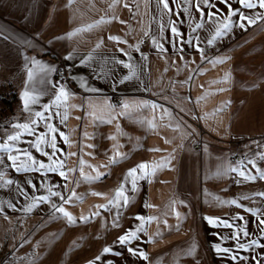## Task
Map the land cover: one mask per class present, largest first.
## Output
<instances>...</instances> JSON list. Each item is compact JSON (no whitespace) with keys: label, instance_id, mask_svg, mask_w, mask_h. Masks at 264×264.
Instances as JSON below:
<instances>
[{"label":"crops","instance_id":"obj_1","mask_svg":"<svg viewBox=\"0 0 264 264\" xmlns=\"http://www.w3.org/2000/svg\"><path fill=\"white\" fill-rule=\"evenodd\" d=\"M125 2L131 11L124 7ZM215 2L217 8L227 15L228 8L220 4L219 0ZM112 3L113 0H0V88L11 92L15 99L12 105L13 118L9 126L2 128L0 141L14 131L11 124L27 122L30 118L21 99L26 87L29 91L34 90L40 94L38 103L31 105L33 111H42L41 106L54 98L56 89L53 84L63 85L74 93L68 103L78 106L69 110L66 122L61 123L58 117L52 121L59 131L68 134L71 141L69 147L57 134V147L64 152L78 153L66 160V168L76 169L70 173V177L81 182L78 186L69 183L68 188L75 187L76 193L83 197L82 200L74 198L71 204L63 205L77 219L74 226L69 227L66 219L60 213H55V223L61 224L54 226L60 230L57 233L68 234L77 230L79 237L83 238L96 234L98 240L95 247H99L98 255H101L104 247H110L112 252L101 255L102 259L106 261L107 256L116 257L121 262L130 259L126 264H150L154 254L171 247L178 248L194 233H201L208 241V249L213 251V245L221 243L215 234L228 236L235 228L214 227L209 225L205 217L246 226L250 234L257 233L252 239H259V220L244 209L257 210L262 213L260 218L264 219V199L257 195L264 193V180L257 178L254 183L243 182L236 173L223 170L243 161L245 170L255 174V169L247 163L249 159L264 169V161L259 159L260 154H264V30H261L264 29V21L249 26L247 31L234 28L227 37L212 46L207 44L212 25L205 24L204 28L199 29L200 47L204 49L208 59L230 58L223 64L213 66L208 60L201 62L200 53L187 43L183 46L185 59L181 61L169 43V28L164 32L167 39L161 41L167 53L157 51L151 42V37L159 39L160 36L161 16L157 11L156 0H120L114 8L109 9ZM169 3L175 12L176 5L171 0ZM229 3L235 9L240 8L237 0H229ZM211 10L216 11L215 8ZM207 11L205 9V13ZM241 11L252 14L264 10ZM190 12L196 21L200 19L194 8ZM180 16L183 23L175 15L171 18L187 40L191 31L188 18L183 12ZM102 18L111 22L100 23L90 30L76 31L85 29L88 25H96ZM232 19L235 21L238 17L234 16ZM167 21L168 16L165 15V25ZM192 26L194 27V23ZM145 32L150 35L145 36ZM69 33L76 34L66 38ZM109 36L119 37L127 43L109 40ZM97 44L100 47L97 48ZM137 45L139 51L135 50ZM118 49H123L129 55H123ZM142 53L147 56V60L142 59ZM68 56L71 58L65 59ZM33 59L38 62L35 67ZM116 59L133 65L136 70V75L122 84L119 80L129 74V69L123 63H115ZM58 63H62L66 69L65 79L56 80L53 71L45 72L40 69V65L54 68ZM29 69L33 71L31 81L27 77ZM225 74L230 77L227 83L213 84L210 87V82L221 80ZM82 81L98 91H88L81 86ZM220 88L226 90L219 91ZM205 96V99H200ZM114 97L117 102H114ZM125 102H145L147 106L131 109L127 115L117 116L111 123L106 122V113L109 111L107 105L120 111V106ZM152 104L157 105V108L153 109ZM221 107L222 111H216ZM164 110L170 116L165 115ZM214 112V116L207 115ZM148 122H152L154 128ZM39 131L43 132L45 129L41 126ZM113 136L115 139L110 138ZM32 139L31 136H24L18 146L29 148L26 141ZM165 139L170 143H165ZM89 145L94 147H88ZM116 146H119L118 149ZM117 150L126 156L112 163L109 158ZM30 151L37 160L47 163L46 158L35 149ZM47 151L50 152L51 149ZM240 156H244V159L241 160ZM165 157L171 159L170 165L156 171L150 178L151 182L139 179L137 190L127 193L131 202L126 208L119 209V227H113L117 209L110 207L104 210L96 206L108 203L105 197L114 195V190L129 169L142 162L151 164ZM4 159L5 164L0 165V170L4 171L5 179H12L14 184L7 185L9 188H5L1 197L3 214L0 217L8 219H4L3 227L0 224V235L3 237L10 232V224L14 226L17 223L19 233H23L29 224L36 222L32 221L35 214L50 208L49 204L41 203L30 213L21 211L29 202L18 193L17 185L26 187L27 181L31 180L36 187H41L43 182L54 186V191L62 192L66 197L70 194L64 191L62 186L66 182L58 174L17 173L8 166L7 158ZM79 159H83L86 165L97 168L102 174L101 178L83 181L79 173ZM84 171L91 176L96 175L91 168L85 167ZM130 187V184L126 185V188ZM93 192L103 193L104 196L91 195ZM41 195H48L45 188L31 193L30 198ZM212 196L219 197L222 201L236 199L242 207L220 205ZM52 200L60 203L58 197H52ZM172 201H176L174 210ZM5 202L13 204L17 210L9 209ZM146 204L152 207H145ZM96 211L100 215L90 222H79L82 215L91 216ZM176 213L180 214L181 219H177ZM137 214L160 219L159 222L147 224L146 234L138 233L140 239L132 241L130 245H120L117 238L129 229L135 230L141 223L134 218ZM237 215L242 216L243 220H235ZM165 220L166 225L163 223ZM7 223L9 226H6ZM42 227L43 222L33 233L36 235L39 233L37 230ZM157 232L161 235H155ZM149 237L153 238L152 242L146 243ZM33 240L29 235L20 243L23 247ZM231 241L233 240H228L227 243L230 244ZM260 243L264 244V240ZM87 244H90L89 240ZM224 244L226 243L223 242L221 246L226 247ZM128 247L143 250L148 260L133 257L127 251ZM115 252L122 253V256L112 254ZM69 253L74 257L75 253L67 247L66 252L62 251L61 257L58 255L56 264H69ZM99 263L101 264V259Z\"/></svg>","mask_w":264,"mask_h":264},{"label":"snow or ice","instance_id":"obj_2","mask_svg":"<svg viewBox=\"0 0 264 264\" xmlns=\"http://www.w3.org/2000/svg\"><path fill=\"white\" fill-rule=\"evenodd\" d=\"M71 2V0H70ZM120 0H113V3L109 5V9H112L118 4ZM237 2L240 5L239 9H235L232 7V5L229 3V0H219L220 4H224L228 8V13L225 15L222 9L217 8L215 0H171V3L176 5V11L174 12L173 9L170 7L169 0H156L157 4V11L159 12L161 16L160 21V36L159 39L156 37H151L152 45L157 49L158 52L167 53V49L164 48L161 41L167 39L164 36V32L166 28L170 29L171 32V39L169 40V43L172 44L173 51L177 55L180 56L181 61H183L185 58L183 56L184 51V44H190L193 47H195L196 51L200 53L201 56V62L204 60H208L210 64L213 66L217 64H223L226 62L227 59H230L229 57L224 58H212L208 59V57L204 54V49L200 47L201 44V38L198 35V30L204 28L205 24L212 25L211 29H209V36L210 38L207 39V44L209 46L214 45L217 41L223 40L225 37H227L234 28H239L244 31H247V28L252 25H256L260 21H264V11H257L252 14H246L241 9H260L264 10V0H237ZM162 5V7H161ZM187 5V6H185ZM124 7L129 8V11H131L130 6L125 2ZM194 8L195 12L199 13L200 19L198 21L195 20V17L190 12V9ZM215 8L216 11L213 12L211 9ZM205 9H208L207 13H205ZM183 12L185 16L188 18L189 27H190V33L189 38L185 40V34L181 33L179 31V28L177 26V23L172 20V16L175 15L180 23H183L184 20L180 16V13ZM167 15L168 21L167 25L163 22V17ZM238 17L237 20H233L232 17ZM110 23L111 20L105 21L103 18L97 22L96 25H88L85 29H77L76 31H86L90 30L92 27L98 26L100 23ZM120 23H125L124 21H120ZM194 23V27L192 26ZM264 30V29H261ZM76 33H69L67 34L66 38H71L72 35ZM196 34V35H192ZM145 36H149V32L144 33ZM64 38V37H62ZM109 40L115 41L117 43H127L126 41L121 40L119 37L116 36H109ZM194 42V43H193ZM102 43V42H101ZM97 48L100 47V44H97ZM123 55L128 56L129 54L125 52L123 49H118ZM136 51H139L138 45L136 46ZM142 59L147 60V56H145L143 53L141 54ZM71 57H65V59H70ZM164 58V57H161ZM87 61H82V63H86ZM115 63L121 64L123 63L124 67L129 69V74L123 76L119 83H124L130 79H132L136 75L135 67L129 63H124L123 61L116 59ZM172 63H175V60L172 61ZM194 63V61H193ZM33 67H35L38 62L33 59L32 60ZM41 71L45 72H52L55 71L54 68H50L45 65H40ZM179 71V69H178ZM196 71H200L199 69H196ZM201 74H203L201 72ZM28 80L31 81L33 78V71L31 69L27 72ZM229 74H225V76L218 81H212L210 82V87L213 84H224L229 81ZM191 77H189V80ZM53 88L56 89V92L54 93V98L50 101V103L42 105V111L36 110L33 111L31 105L38 103L40 99V94L36 93L34 90L29 91L26 87V90L22 93L21 99L23 100V107L26 112L29 113V120L27 122H16L10 125L12 129H14L13 132L9 133L5 139L0 141V165L5 164V157L7 158L8 166L11 167L14 171L17 173L20 172H40L41 175H46L47 173H55L58 174L63 180H65V184L62 186L65 192L70 193L67 195V197L62 193L58 191H54V186H49L46 183H41V187L45 188L48 195H41V196H33L31 198V201L29 204H27L21 211H24L25 213L32 212L35 208H37L41 203L49 204L50 208L53 210V214L60 213L63 218L66 219V222L69 227L74 226L77 223V219L68 212L63 205L71 204L73 199L82 200L83 197L79 196L76 191L75 187L69 189L68 184H74L77 185L81 182L80 180H76L75 178L70 177V173L76 171L74 168H66V160L71 156H77L78 153H68L64 152L62 149L57 147V134L59 135L60 139L69 147L71 146V141L68 137V134L62 131H59V129L52 123V121L55 118H59L61 123L66 122L69 119V110L75 109L78 106L77 105H71L68 102L74 97V93H71L68 89H66L63 85L53 84ZM81 86L85 87L88 91L96 92L98 89L96 88H90L87 86L86 82H81ZM203 87V86H201ZM226 89L220 88L219 91H225ZM216 94V93H211ZM207 95V94H206ZM205 97H201L200 99H205ZM145 102H140L138 104H130V103H123L120 107L121 110L117 111L114 106L107 105V108L109 111L106 113L107 120L106 122L111 123L112 120L117 119V116H123L127 115L128 111L131 109H138L142 107H146ZM151 107L153 109L157 108V105L152 104ZM63 109V111H61ZM223 107L217 109L216 111H222ZM164 114L170 116V113H168L167 110H164ZM216 113L207 114L208 116H214ZM163 119V117H161ZM206 118V117H205ZM77 119H80L77 117ZM150 127L154 128V125L152 122H148ZM43 127L45 131L40 132L39 128ZM168 126V125H166ZM179 128V125H177V129ZM175 130V129H174ZM117 131H119V125H117ZM24 136H31L33 137L32 140L26 141L29 144V148H20L18 145L22 142L21 138ZM111 139H115V137H110ZM165 143H170L167 139H165ZM88 147H94L92 145H89ZM117 149L119 146H116ZM51 149V151H47V149ZM30 149H35L36 152L43 155L47 163L44 161L37 160L32 154ZM151 151H160L159 149H151ZM205 151H207V148H205ZM57 153L60 155L58 156ZM63 158H60V157ZM126 154H121L118 150L115 152V154L110 157V161L112 163H115L117 159H123L125 158ZM171 156V154H170ZM259 159L264 161V154H260ZM79 173L80 177L83 181H92L100 179L102 174L99 172V170L92 165H86V162L83 159H79ZM171 159L169 157L162 158L160 161L153 162L151 164L148 163H140L133 168L129 169L122 178L119 186L117 189L114 190V195L111 197H105L108 200V203L105 205H98L96 206L98 209H104L108 210L110 207H115L117 209L116 216L113 218L112 226L113 227H119V216L120 208H126L129 203L131 202V197L127 194L128 192H135L137 190L138 186V180L139 179H147L149 182H151V177L155 175L156 171L163 169L164 167L170 165ZM248 164L252 166L253 169H255V174H253L250 171L245 170L244 162H238L236 166H229L228 168L224 169V172H233L239 175L242 178L243 182H250L254 183L257 178L264 180V169H261L258 167L257 163L249 159L247 161ZM88 167L91 168L94 173H96L95 176H91L87 173H85L84 168ZM101 167H107V165H101ZM220 170H218L219 172ZM0 182L4 186L12 185L14 184V181L12 179H5V173L3 170H0ZM27 184L29 187H31L34 191H39V189L36 187V185L31 181L28 180ZM130 184V188H126V185ZM17 190L20 195H23L25 199H28V193L24 190V188L20 185H17ZM226 190V189H225ZM91 195L103 197V193L93 192ZM262 199H264V193H258ZM52 197H58L60 203L57 204L55 201L52 200ZM250 197H243V199H249ZM212 199L215 200L220 205H235L237 207H242V205H239L237 203L236 199H231L228 201H222L219 199V197L212 196ZM7 203V207L13 211H16L17 209L15 206L11 203ZM183 204V202H180ZM174 210V206L176 204V201L171 202ZM145 207H152L151 205H145ZM2 210V209H0ZM246 212H249L252 215L257 216V219L259 220L258 228L260 231V237L259 239H249L247 243L241 242V235L244 238L250 237V233L247 231L246 226L241 225H235L229 221L220 220L219 218H212V217H205L209 225H212L214 227L216 226H223L226 228H235V231L228 236H221L219 233H216L215 235L217 238L221 241L219 244H214L213 248L214 250L220 254L224 253L227 254L228 258L233 261V264H239L240 260L243 261H251L254 260L255 264H264V253H260L259 257H249V256H242L239 253L240 252H250L253 249L256 248H264V244L260 243L261 240H264V219L260 218L262 213L254 210V209H244ZM167 215L168 213H164ZM100 212L96 211L92 213L91 216H84L82 215L79 218V222L81 223H87L90 222L91 219H93L96 216H99ZM177 219H181L180 214L176 213ZM7 219V217H5ZM136 220L140 221L141 223L135 227V230L129 229L126 231L125 234L119 236L117 238L120 245H130L132 241L140 239V236H138V233H145L146 234V225L150 224L152 221L159 222V217H143L139 214H137L134 217ZM235 220H243L242 216L237 215ZM165 225L167 224V221H163ZM177 230H179V225H177ZM155 235L159 236L161 235L159 232H157ZM152 237H149V239L146 241V243L152 242ZM228 240H235L236 244L234 248H227L222 247V243ZM75 244V242H74ZM22 246V245H21ZM74 246V245H73ZM127 251L133 256L138 257L139 259L148 260V256L146 253L141 249H136L132 247H128ZM112 249L110 247H104L102 250L101 255L111 253ZM195 252V247L193 246L191 249L188 250L186 253L187 255H192ZM116 256H122V253L115 252L112 253ZM101 255H98L95 257V260H100ZM88 264H95V261H89ZM109 264H112V262H109Z\"/></svg>","mask_w":264,"mask_h":264},{"label":"rangeland","instance_id":"obj_3","mask_svg":"<svg viewBox=\"0 0 264 264\" xmlns=\"http://www.w3.org/2000/svg\"><path fill=\"white\" fill-rule=\"evenodd\" d=\"M11 95V92L8 93L3 88H0L1 97L10 98ZM12 105L13 103L11 106H6L0 100V132L2 131L3 127L9 126L10 120L13 118L12 115L14 112L12 111ZM6 187L9 188V186H4L2 182H0V209H2L0 210V215L3 214V203L1 201V197L5 192ZM23 188L28 193V199H26V201L30 203V195L36 191L34 192V190L29 186H24ZM37 188L40 190L43 187ZM54 215L55 214H53V210L49 207L44 211L41 210L40 213L35 214L34 220H32L36 222L29 224L28 227L24 229L23 233H19L17 223L14 226H11L10 224V232L5 234V237L0 235V264H56L58 255L61 257L62 251L65 250L66 252L67 247H69L71 252L75 253L74 257L70 256L69 253V264H77L79 262H81L80 264H83L87 261H95V264H100L99 260H95V257L98 256L99 251V247H95V242L98 240L97 235L93 233L90 234V237H87L86 235L84 236V241L83 236L79 237L77 230H74L68 234L61 232L57 233V230L59 229L55 228L54 226L61 224L55 223L56 219L53 218ZM4 219L6 220L5 217H0V224L2 227ZM42 222L43 227L37 230L39 233L35 235L33 233L34 229H36V227ZM6 226H9V224L7 223ZM54 229H56V232L52 233ZM256 234L257 233H252L250 238H254ZM29 235L32 237V240L34 239L33 242L28 243V245L26 244V246L23 245L22 247V243L20 242L23 240V238L25 239ZM222 236L227 235L224 234ZM242 238L243 236L241 235V242L247 243L246 241L249 239V237L245 240ZM36 240H38V243H35ZM88 240L90 241V244H87ZM231 242L232 243L229 244L227 241H225L226 244L224 245H226L227 248H234L236 241L233 240ZM207 244L208 241L206 242V239L201 233H194L188 238L186 242H184L183 245L179 246L178 248L171 247L164 252L154 254L152 257L153 260L150 264H217L218 262L221 264H233V261L228 258L227 254H218L215 250L211 251L208 249ZM193 246L195 247L194 254L187 255L186 253ZM260 253H264V248H256L250 252H240L239 254L242 256L258 258ZM102 258L103 256H101V264H109V262H112V264H126L130 261V259H126L121 262L120 260H117L118 258L112 256H107L106 261ZM82 259H86V261L83 262ZM144 264H147V262ZM239 264H255V261L251 260L246 262L240 260Z\"/></svg>","mask_w":264,"mask_h":264},{"label":"built area","instance_id":"obj_4","mask_svg":"<svg viewBox=\"0 0 264 264\" xmlns=\"http://www.w3.org/2000/svg\"><path fill=\"white\" fill-rule=\"evenodd\" d=\"M55 71H53V76L56 80H61L66 78V69L62 63H58L54 67ZM114 102H117V99L114 97L113 98ZM197 147V145H195ZM240 159L243 160L244 156H240Z\"/></svg>","mask_w":264,"mask_h":264},{"label":"trees","instance_id":"obj_5","mask_svg":"<svg viewBox=\"0 0 264 264\" xmlns=\"http://www.w3.org/2000/svg\"><path fill=\"white\" fill-rule=\"evenodd\" d=\"M0 100L6 105V106H11L13 101L15 100L14 97L11 95V97H1Z\"/></svg>","mask_w":264,"mask_h":264}]
</instances>
